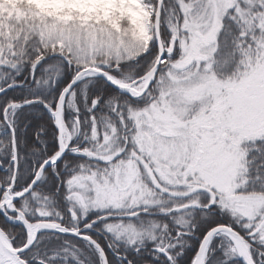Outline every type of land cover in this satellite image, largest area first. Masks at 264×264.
<instances>
[{"label":"snow or ice","instance_id":"6c2138e0","mask_svg":"<svg viewBox=\"0 0 264 264\" xmlns=\"http://www.w3.org/2000/svg\"><path fill=\"white\" fill-rule=\"evenodd\" d=\"M0 264H264V0H0Z\"/></svg>","mask_w":264,"mask_h":264}]
</instances>
